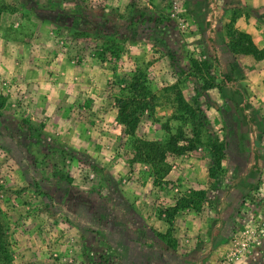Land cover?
Here are the masks:
<instances>
[{
  "label": "rangeland",
  "instance_id": "obj_1",
  "mask_svg": "<svg viewBox=\"0 0 264 264\" xmlns=\"http://www.w3.org/2000/svg\"><path fill=\"white\" fill-rule=\"evenodd\" d=\"M21 1L52 21L60 40L67 36L70 43L61 48H79L82 57L101 60L106 86L98 97L81 95L77 108L84 107L83 117L77 115L72 131L66 111L44 119L30 104L33 91L4 76L0 60V231L9 253L4 264H246L249 257L264 264V47L254 46L263 55L259 60L230 54L226 72L222 59L212 55L227 49L228 29L238 32L232 23L239 10L232 3L240 0H100L85 20L67 18L80 12H65L53 0ZM224 5L221 35L211 37L214 12ZM129 82L143 89L141 98L151 107L139 114L132 136L115 119V100L127 96ZM73 106L60 100L56 111ZM177 129L192 146L178 156L185 166L181 179L170 174L177 157L172 154L165 156V174L133 160L135 140L164 142ZM248 146L253 164L246 162ZM84 156L107 172L110 184ZM214 156L219 167L210 175ZM244 170L252 181L245 198L251 215L208 250L204 212L218 191L248 175ZM54 171L65 172L70 183ZM254 222L260 225L257 243L229 260L233 240Z\"/></svg>",
  "mask_w": 264,
  "mask_h": 264
},
{
  "label": "crops",
  "instance_id": "obj_2",
  "mask_svg": "<svg viewBox=\"0 0 264 264\" xmlns=\"http://www.w3.org/2000/svg\"><path fill=\"white\" fill-rule=\"evenodd\" d=\"M33 1L39 3L42 0ZM231 1L234 2L235 0ZM53 2L67 12L73 9L80 11L86 8L87 10L96 8L94 3H99L100 0H53ZM232 4L235 9L239 10V15L232 23L235 30L247 34L257 49L263 48L264 0H240ZM228 6L231 7V5ZM224 8L226 5L223 8H218V12H214L218 16L212 19V30H208L211 37L214 34L221 35L219 24H222L220 21L221 9ZM67 18L76 19L78 17L70 14L67 15ZM51 24L52 21L44 20L41 15L32 12L21 0H0V56H2L0 60H3L2 67L4 68L2 74L8 77L11 82V79H15L17 82L23 83L24 89L25 86H29V91L34 93L30 104L39 108L44 119L51 121L53 117L58 118L62 113L64 116L66 111L65 116L67 115V117L64 120L71 121V124H67V126L73 131L77 128L76 124L80 119H77V115L83 117L81 109L84 107L82 106L80 110L77 108L78 102H80L79 98L86 92L89 94L95 92L94 97H98L106 86V76L103 74L99 60L82 57L80 55L82 49L75 48L77 51L79 50L76 53L74 49L69 50L65 46L70 43L67 36L60 40L62 36L60 35L61 38L59 39L60 36L53 34L50 29ZM64 28L69 30L68 27ZM60 44L65 45L61 48ZM212 55L222 59L220 66L226 72L231 56L228 50L218 48L215 53L212 51ZM93 78L96 79L97 83L94 82ZM8 85L11 86L13 83H8ZM14 88L16 87L14 86ZM83 97L86 99L87 96L84 95ZM59 99L63 104L74 105L76 108L73 106V109L65 108L64 111H56ZM83 111L86 113L87 109H83ZM145 118L146 123L151 127V119H148V116ZM114 123L117 124L115 121ZM241 134L245 137V132ZM248 150V152L246 151L248 153L246 162L253 164L255 161H253L250 146H248ZM171 167L173 171L170 174L175 173V177L181 179L180 175L185 170L181 158L174 157V164ZM245 171L242 172V175H248L241 180L234 179L231 181V186L226 190L227 192L224 193L223 189L217 190L215 202L212 199L214 206H208L204 212L207 222L209 219V226L203 231L210 243L208 250L212 249L213 251L217 247L223 233L228 232L229 228L243 224L245 221L241 222L242 217L245 219L251 215L252 210L248 211L250 205L245 198L246 190L251 187L252 181L249 182V173ZM244 200L247 203L242 204ZM255 261L249 257L245 262L246 264H255Z\"/></svg>",
  "mask_w": 264,
  "mask_h": 264
},
{
  "label": "trees",
  "instance_id": "obj_3",
  "mask_svg": "<svg viewBox=\"0 0 264 264\" xmlns=\"http://www.w3.org/2000/svg\"><path fill=\"white\" fill-rule=\"evenodd\" d=\"M27 5V4H26ZM32 12H36L33 8L27 5ZM92 10L87 8L81 9L80 14H76L78 18L89 19L90 12ZM92 13V12H91ZM40 15V13H38ZM228 37L229 40L226 42V46L228 52L233 55H249L252 56L255 60H259L263 58V55L254 47L249 36L247 34L237 32L235 33L232 28L228 29ZM101 63L102 61L99 60ZM133 82H129L127 84L128 93L125 97L116 98V116L115 119L117 123L123 129L125 135L132 136L139 121V114L142 111H147L151 109L148 106L149 101L145 102L143 98H141L143 89L138 88L137 85H133ZM185 141L188 146H180L179 142ZM192 150L191 141L184 138L183 133L180 129H177V134L168 135L164 142H156V141H146V140H135L132 144V153L133 160L139 162L141 164L149 165L153 169H156L158 172H162L165 174L169 169L164 162L166 154H172L174 156H181L185 152H189ZM76 155H82L77 154ZM215 159L212 161V165L209 169L210 175L214 173V171L219 167L220 160L217 156H214ZM84 163L89 166L92 171L96 174H100L101 177L106 180L109 184L111 183V178L107 174V172L100 167L92 158L88 156H84ZM53 176L58 180L69 184L71 178L65 173L61 171H54ZM116 199L119 200L120 196L116 192ZM5 237L0 231V264H4V262L9 260V253L5 247Z\"/></svg>",
  "mask_w": 264,
  "mask_h": 264
},
{
  "label": "built area",
  "instance_id": "obj_4",
  "mask_svg": "<svg viewBox=\"0 0 264 264\" xmlns=\"http://www.w3.org/2000/svg\"><path fill=\"white\" fill-rule=\"evenodd\" d=\"M260 225L258 223H253L251 228L246 229L242 232V235L238 239H234L232 242V247L228 254L229 260H236L244 253L248 251L249 243L256 241V238L259 237V233L257 229H259Z\"/></svg>",
  "mask_w": 264,
  "mask_h": 264
}]
</instances>
